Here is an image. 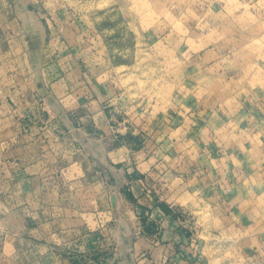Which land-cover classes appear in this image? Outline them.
<instances>
[{
	"label": "crops",
	"instance_id": "1",
	"mask_svg": "<svg viewBox=\"0 0 264 264\" xmlns=\"http://www.w3.org/2000/svg\"><path fill=\"white\" fill-rule=\"evenodd\" d=\"M196 2L198 10L218 9L225 21L236 19L250 0ZM38 6L37 0H0V67L12 61L5 57L14 39L28 26L39 29L43 42L31 63L36 62L47 95L5 97L10 109L3 117H12L15 125L0 126V264H203L196 241L180 223L177 198L189 186L187 191L206 193L228 216L264 212L256 203L243 207L251 197L264 201V68L253 60L247 74L244 58L224 60L238 49L205 39L213 14L206 17L205 32L197 17L189 33L197 32L186 49L200 70L211 71L206 77L212 83L179 84L176 109L161 119L144 101L136 107L97 77L74 73L73 84L65 66L74 46L69 33L58 32L49 12L46 23H39ZM47 37H57L65 47L51 50ZM54 70L67 86L61 96L52 87L58 82ZM216 77L225 91L212 108L205 107L201 101L218 97L210 89L219 87ZM119 215L134 220L120 222ZM245 264H264V248L247 251Z\"/></svg>",
	"mask_w": 264,
	"mask_h": 264
},
{
	"label": "rangeland",
	"instance_id": "2",
	"mask_svg": "<svg viewBox=\"0 0 264 264\" xmlns=\"http://www.w3.org/2000/svg\"><path fill=\"white\" fill-rule=\"evenodd\" d=\"M37 2L38 11L34 15L39 23L43 20L45 24L44 16L53 14L56 17L57 28H60V31H57L69 33L70 44L74 46L65 66L68 68L66 70L70 71L69 79L73 84L77 81L74 79V73L83 72L85 77L90 79L97 77L100 82L115 86L116 91L123 97L133 99L136 107L144 101L146 109L160 115L161 119L170 113L169 108L176 109L178 97L173 96L179 84L212 83V79L206 77L212 74L211 71L200 70V63L193 59L186 49L191 42V36L197 32L193 29L191 34L189 33V28L197 17L202 19L199 23L200 31L205 32L208 26L205 23L206 17L209 12L213 14V22L208 26L205 39L214 42L220 48L225 45L226 48L230 46L236 51L238 49V53L231 54L232 57L226 56L224 60L233 62L235 59L240 62L244 58L247 74L254 69V64H251L253 60L264 68V0H256L254 4L252 2L255 0H250L237 11L236 19L225 21L219 20L221 13L218 9L213 11L210 7L204 11L202 7L198 10L195 7L196 0H37ZM24 8L25 11L22 5L19 6L22 17L27 13L26 7ZM53 26L56 27V24ZM238 29L240 33L236 35L235 31ZM53 31L52 36H55L56 32ZM175 35L180 38L174 40ZM184 35H187L186 39ZM185 41L187 44H184ZM45 44L56 51H61V47H65L57 37H47ZM6 48L12 53L4 57H10L12 61L5 67H0V126L9 124L13 127L14 119L11 117L5 120L3 117L10 109V98L7 100L5 97H16L18 93H21V97L47 95L44 86L41 85L39 72L32 67V56L28 57L27 49L31 53V48L27 46L24 35L14 39ZM240 49L242 52H239ZM64 55L59 54L57 57L62 58ZM15 63L20 64L22 70L15 69ZM27 76L30 80L25 78ZM51 76L58 79L52 87L54 93L61 96L67 86L57 70H54ZM216 82L219 83V87L210 86V89L217 92L218 97H208L201 101L205 107L212 108L218 99L222 98L225 90L222 89L223 86L217 77L214 80V83ZM20 90L21 92H18ZM187 104L191 106L190 102ZM174 183L175 181L171 185ZM188 187H183L182 194L177 198V202L181 204L178 215L187 234L196 241V250L201 255L203 264H245L247 251L264 248V212L257 214L256 211H252L245 218L243 216L238 218V215L228 216L213 207L205 196L206 193L199 195L187 191ZM167 190L165 194L170 192L171 187ZM255 199L257 200L254 201ZM255 199L251 197L243 207L251 208L256 203L258 211L264 210V201L260 197ZM133 220V216L130 218L118 216L120 222Z\"/></svg>",
	"mask_w": 264,
	"mask_h": 264
},
{
	"label": "bare ground",
	"instance_id": "3",
	"mask_svg": "<svg viewBox=\"0 0 264 264\" xmlns=\"http://www.w3.org/2000/svg\"><path fill=\"white\" fill-rule=\"evenodd\" d=\"M37 28V27H36ZM33 29L34 28H32L31 26H28L27 28H26V31L24 32V39H25V42H26V44H27V46H29L30 48H31V51H32V53H31V56H32V59L34 60V61H37V58H36V55H35V52H36V50H38L39 49V46L41 45V43H42V40H43V33L39 30V29H37L35 32L33 31ZM37 64H36V62H35V64H34V68H35V70H37ZM55 105V107H57L56 106V104H54ZM93 143V142H92ZM94 149V148H93ZM98 152V151H97ZM105 163V162H104ZM109 166V165H108ZM106 169H107V172H108V174L109 175H111V177H112V179H114V176L112 175V169L111 168H108V167H106ZM117 171V170H116ZM114 172H115V170H114ZM123 222V221H122ZM119 234V233H118Z\"/></svg>",
	"mask_w": 264,
	"mask_h": 264
},
{
	"label": "built area",
	"instance_id": "4",
	"mask_svg": "<svg viewBox=\"0 0 264 264\" xmlns=\"http://www.w3.org/2000/svg\"><path fill=\"white\" fill-rule=\"evenodd\" d=\"M103 181L104 183L111 189H113L114 191H117V187H115L114 185H112L109 181V177H103Z\"/></svg>",
	"mask_w": 264,
	"mask_h": 264
},
{
	"label": "water",
	"instance_id": "5",
	"mask_svg": "<svg viewBox=\"0 0 264 264\" xmlns=\"http://www.w3.org/2000/svg\"><path fill=\"white\" fill-rule=\"evenodd\" d=\"M110 178V177H109ZM110 179H112V178H110ZM112 181H113V179H112ZM110 202H111V205L113 206V207H116V197H115V193H112L111 194V196H110Z\"/></svg>",
	"mask_w": 264,
	"mask_h": 264
}]
</instances>
